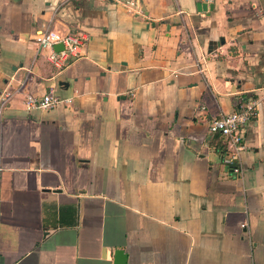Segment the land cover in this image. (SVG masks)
I'll list each match as a JSON object with an SVG mask.
<instances>
[{
  "label": "crops",
  "instance_id": "crops-1",
  "mask_svg": "<svg viewBox=\"0 0 264 264\" xmlns=\"http://www.w3.org/2000/svg\"><path fill=\"white\" fill-rule=\"evenodd\" d=\"M198 2L0 0L1 264H264V0ZM47 28L86 37L61 71ZM250 100L238 174L209 124Z\"/></svg>",
  "mask_w": 264,
  "mask_h": 264
},
{
  "label": "built area",
  "instance_id": "built-area-1",
  "mask_svg": "<svg viewBox=\"0 0 264 264\" xmlns=\"http://www.w3.org/2000/svg\"><path fill=\"white\" fill-rule=\"evenodd\" d=\"M131 11L138 10L140 0H115ZM206 3H213L214 0H200ZM35 43L39 55L49 51L46 60L59 71L65 69L73 59L82 56V48L86 37L74 33H60L47 28L40 30L35 35ZM62 45L61 50H56L55 46ZM29 76L25 77L19 89H22L28 82ZM14 91L4 90L0 94V121L5 108L8 106ZM62 103L71 105L72 100H61L53 95V92L42 97H36L32 94L26 95L25 105L28 110L33 109H52ZM257 101L250 100L241 103V105L230 113L220 114L214 117L209 124V132L213 136H218L223 140L225 165L233 169L235 173L241 174V154L245 150L244 128L253 121L256 115ZM1 248V243H0ZM1 264V263H0Z\"/></svg>",
  "mask_w": 264,
  "mask_h": 264
},
{
  "label": "water",
  "instance_id": "water-1",
  "mask_svg": "<svg viewBox=\"0 0 264 264\" xmlns=\"http://www.w3.org/2000/svg\"><path fill=\"white\" fill-rule=\"evenodd\" d=\"M215 9L214 3H206L203 1H200L197 3V10L198 12H213ZM169 29V27H168ZM63 48L62 45L55 46L56 50H61ZM127 255L123 250H117L115 252V264H126Z\"/></svg>",
  "mask_w": 264,
  "mask_h": 264
}]
</instances>
